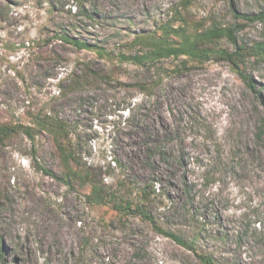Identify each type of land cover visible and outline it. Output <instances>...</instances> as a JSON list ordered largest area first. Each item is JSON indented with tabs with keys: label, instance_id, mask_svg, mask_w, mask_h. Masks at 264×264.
<instances>
[{
	"label": "rangeland",
	"instance_id": "obj_1",
	"mask_svg": "<svg viewBox=\"0 0 264 264\" xmlns=\"http://www.w3.org/2000/svg\"><path fill=\"white\" fill-rule=\"evenodd\" d=\"M181 1L0 0V123L34 128L0 146V264H264V60L247 81L221 60L131 61L140 34L229 26L264 0L176 19ZM239 27L264 43V21Z\"/></svg>",
	"mask_w": 264,
	"mask_h": 264
},
{
	"label": "trees",
	"instance_id": "obj_2",
	"mask_svg": "<svg viewBox=\"0 0 264 264\" xmlns=\"http://www.w3.org/2000/svg\"><path fill=\"white\" fill-rule=\"evenodd\" d=\"M195 0H182L175 6L174 16L178 19L182 18L184 11H187ZM235 22L232 25L224 26L217 22H212L209 27L197 28L191 32L187 31L184 24H179L178 27L174 26V20L162 25L161 34L158 32L140 34L134 38L135 43L144 46V49L139 51L135 56L131 57L137 65H152L156 62H160L165 59L185 58L184 62L192 61L197 64H204L211 59L221 60L228 62L232 65L233 69L239 73L242 78L247 81V77L243 74V67L251 60H264V43H260L256 46L250 47L247 44L239 42L236 35L241 28L239 23H252L258 21H264V13L257 16H249L246 14L234 13ZM228 40L232 46V50H226L218 47L221 40ZM80 49H90V45L84 42H72L66 40ZM100 52V49H96ZM41 129L50 130L48 125L37 123ZM56 134L60 135L63 130H67V126L64 122H57ZM24 132L30 138H34V128L24 127L21 125H14L8 123H0V146L7 145L16 135ZM65 158H68L65 156ZM93 192L96 196H100L101 191L94 187ZM111 199L114 197L110 195ZM129 210L131 204L126 202ZM167 237L172 238L176 243L194 251V247L187 242H184L180 237L170 233L163 232ZM198 258L203 264H217L211 256L198 255Z\"/></svg>",
	"mask_w": 264,
	"mask_h": 264
}]
</instances>
